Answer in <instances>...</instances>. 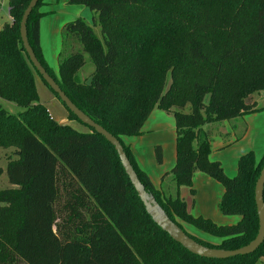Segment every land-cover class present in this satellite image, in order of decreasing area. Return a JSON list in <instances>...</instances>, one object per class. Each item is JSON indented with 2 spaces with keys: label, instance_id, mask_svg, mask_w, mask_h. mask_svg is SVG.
I'll list each match as a JSON object with an SVG mask.
<instances>
[{
  "label": "trees",
  "instance_id": "obj_1",
  "mask_svg": "<svg viewBox=\"0 0 264 264\" xmlns=\"http://www.w3.org/2000/svg\"><path fill=\"white\" fill-rule=\"evenodd\" d=\"M29 1L9 0L11 22L0 29V98L22 108L12 114L0 106V149L14 148L5 170L10 186L0 188V242L10 241L0 264H257L264 242L251 254L215 259L174 241L146 212L115 148L93 129L80 131L51 116L19 33ZM169 1L163 10L156 8L159 0H69L97 14L102 39L83 19L68 22L64 44L79 43L82 51L71 46L59 77L40 47L43 0L29 16V41L72 102L119 139L170 218L205 246L236 249L258 232L254 189L264 156L257 162L252 152L244 154L230 177L210 159L204 126L257 110L251 99L264 90V0ZM85 53L94 65L88 80L80 75ZM156 107L176 120L170 171L176 190L191 187L196 172L208 174L224 186L219 209L239 216L236 223L192 216L178 193L156 188L138 167L123 137L139 134ZM154 151L162 163L161 146ZM179 220L214 239L192 235Z\"/></svg>",
  "mask_w": 264,
  "mask_h": 264
},
{
  "label": "crops",
  "instance_id": "obj_2",
  "mask_svg": "<svg viewBox=\"0 0 264 264\" xmlns=\"http://www.w3.org/2000/svg\"><path fill=\"white\" fill-rule=\"evenodd\" d=\"M0 6L6 7L9 15V0H0ZM39 12L43 14L39 19V41L43 58L54 75L59 77L64 26L72 20L86 18L91 13L85 5L71 4L69 0H43ZM9 22H11L10 15ZM37 75L35 74V82L38 92ZM47 98L49 103L60 106L59 98L55 93L49 94ZM251 100L256 104L257 110L204 126L211 143L210 159L219 161L224 172L230 177L236 175L238 161L244 154L252 152L257 162L264 156V90L253 94ZM259 103L262 106L259 107ZM68 114L67 109L64 108L60 110L58 118L52 117L61 124L74 126V121ZM75 128L86 131L79 127ZM176 139L174 115L156 107L144 122L141 132L123 137V142L129 147L138 167L147 174L154 186L163 189L165 193L173 195L178 193V196L186 202L192 216L208 218L219 225L236 223L239 216L225 215L220 211L219 203L224 194V186L208 174L196 172L191 187L181 186L178 191L176 187H172L174 183L172 185L170 182V179L172 181L170 171L176 162ZM157 145L161 146L163 151V161L160 164L157 163L154 151ZM179 222L182 225L185 223L181 220ZM189 226L190 229L183 226L187 232L202 238L206 236L207 239H214L195 226L190 224Z\"/></svg>",
  "mask_w": 264,
  "mask_h": 264
},
{
  "label": "water",
  "instance_id": "obj_3",
  "mask_svg": "<svg viewBox=\"0 0 264 264\" xmlns=\"http://www.w3.org/2000/svg\"><path fill=\"white\" fill-rule=\"evenodd\" d=\"M40 0H30L23 12L19 33L25 52L41 78L57 94L60 101L72 112L76 118L87 127L101 134L117 151L121 164L133 184L135 190L141 199L146 212L151 216L153 221L166 232L174 241L182 245L188 251L205 258L226 259L239 255H247L255 252L264 242V165L261 168L260 175L256 181L254 189V198L258 215V232L256 237L248 244L236 249H222L205 246L188 235L175 221H173L163 207L156 200L155 196L149 193L144 184L138 177L133 165L119 141L112 133L102 125L93 120L89 115L83 112L62 90L57 81L49 74L46 68L37 58L28 37L27 23L30 14Z\"/></svg>",
  "mask_w": 264,
  "mask_h": 264
},
{
  "label": "rangeland",
  "instance_id": "obj_4",
  "mask_svg": "<svg viewBox=\"0 0 264 264\" xmlns=\"http://www.w3.org/2000/svg\"><path fill=\"white\" fill-rule=\"evenodd\" d=\"M171 6H172V3L169 0H159V2L156 4L157 9H163V10L168 9ZM89 11L91 14L88 17H86V18L82 17L81 19H83L85 22L91 24L94 28L95 34L100 39H102L101 28H100L98 23L96 25H94V21H93L97 17V14L92 12L90 9H89ZM184 12L190 15V13H192L190 6H188L186 8V10H184ZM7 22H9V15H8L7 9H6V7L0 6V26L4 25ZM73 45L75 47V50L82 51V45L81 44H79V43L74 44L73 42L69 41L66 45L65 44L63 45V49L61 51L62 54H60L59 61L61 60V58L66 57V55L71 52V46H73ZM84 55H85L86 63H85L83 70L81 71L80 75H81L82 79L88 80L90 75L92 74V72L94 70V65L92 63L90 55L88 53H85ZM37 77H38L37 78V80H38V92H39L41 102L44 103V105L48 107L51 116H53L54 118H58L60 110L66 108V107L64 106V104L62 102H60V99L58 100V103L60 106H55L54 104L48 102L47 97L49 96V94H52L54 92L43 80H41V77L39 75H37ZM0 106L12 114H18L22 109L21 107L17 106L15 103L10 102V101H6L2 98H0ZM258 106L259 107L262 106L261 103H259ZM187 111H188V109H187ZM68 113H69V111H68ZM68 116L72 121H74L73 125L75 127H79L80 129H86V130L88 129V127L86 125L80 123L76 119H73V116L70 115V113L68 114ZM13 150H14V148L0 149V169H1V171H0L1 172L0 173V188H6V187L10 186L5 170H6V167L8 164V159H7L8 155H11ZM170 182H172L171 179H170ZM172 185H173V182H172ZM172 187L175 188L176 187L175 184ZM183 226L186 229H190L189 223H183ZM203 238L206 239V236H204ZM9 246H10L9 239H6L3 242H0V260H1V258L4 257L5 251L9 248ZM257 264H264V257L259 258Z\"/></svg>",
  "mask_w": 264,
  "mask_h": 264
}]
</instances>
